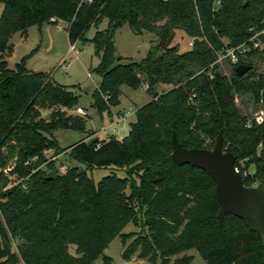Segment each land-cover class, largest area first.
Returning <instances> with one entry per match:
<instances>
[{"label":"trees","instance_id":"1","mask_svg":"<svg viewBox=\"0 0 264 264\" xmlns=\"http://www.w3.org/2000/svg\"><path fill=\"white\" fill-rule=\"evenodd\" d=\"M0 5V168L14 160L10 172H0V264H94L115 238L126 243L128 224L143 232L123 253L124 260L138 251L139 259L159 258L164 264L193 249L204 264H264L256 233L230 214L219 223L209 175L171 158L173 133L188 149H212L221 135L223 151L237 157L243 185L264 183V121L241 115L234 101L235 95L250 93L258 103L264 77L249 73L256 60L264 63V48L250 46L245 59L231 64L229 77L211 66L224 48L264 31V0H94L90 5L0 0ZM50 18L68 24L71 45L87 42L90 26L106 20V28L91 40L99 57L94 72L100 82L91 94L99 114L108 113L103 96L117 105L123 85L143 86L152 96L134 112L135 121L121 141L86 131L84 117L65 111L76 106L77 96L49 74L29 72L23 61L13 70L7 67L11 35ZM123 25L155 38L139 62L115 58L113 39ZM177 30L192 41L188 51L171 45ZM257 40L264 45V35ZM238 65L251 70L238 77ZM162 86L169 88L159 93ZM40 110H51L47 120ZM56 131L83 137L60 150L52 138ZM91 139L96 140L88 145ZM46 149L66 152L76 165L58 172L55 162L45 159ZM97 169L110 174L95 182ZM9 176L16 180L6 188ZM102 260L110 264L108 257ZM191 260L183 256L173 264Z\"/></svg>","mask_w":264,"mask_h":264},{"label":"rangeland","instance_id":"2","mask_svg":"<svg viewBox=\"0 0 264 264\" xmlns=\"http://www.w3.org/2000/svg\"><path fill=\"white\" fill-rule=\"evenodd\" d=\"M2 5H0V14ZM68 24L63 23H50L42 22L40 26L29 27L25 33H15L10 37V44L12 45L11 53L5 57L7 67L11 70L21 61L24 63V68L29 72H44L50 75L52 81L61 86H65L75 93L77 96V104L74 108L65 109L68 114L76 115L74 110L81 107L86 116V131L99 133L100 139L108 137H120L127 134L130 123L134 122V112L152 100V96L146 92L143 86L138 89H132L128 86L120 87V96L117 105H109L108 113H98L93 104L92 92L98 88L100 82L99 76L94 72L99 63V57L94 55L93 45L91 43L97 31H103L106 26V20H102L98 25H91L85 33L84 38L87 42L83 43L77 41L74 43L75 53H68L70 43L67 38L66 28ZM190 39L182 32L175 31V36L171 45H177L179 52H184L190 49ZM155 42V38L149 33L141 35L135 34L128 25H123L115 32L113 45L115 48V58H122V62H139L144 57L151 43ZM64 59L65 63L69 64L66 71L61 70L60 66ZM221 75L230 76L232 65L230 63H223L218 67ZM89 75V77H88ZM252 76L264 77V63L261 60L254 62V70L249 73ZM169 87H160L158 90H168ZM235 104L241 115L247 116L250 120L256 118L259 110L264 112V104L259 105L255 103L250 93H242L234 96ZM63 109V108H62ZM64 110V109H63ZM41 118L48 119L51 110H40ZM130 113L124 122L115 123V119L123 113ZM264 118V117H263ZM124 125V129L121 127ZM118 131V132H117ZM83 137L80 133L71 131H56L53 133L52 138L56 141L59 149H66ZM58 150V151H60ZM50 155L57 156L55 165H63L65 168L76 165L71 159H67L62 152V155H57V150L50 149ZM60 153V152H59ZM47 160V158L45 157ZM14 160H9L5 167L0 168V172L6 174L5 171L8 167H14ZM45 170V166H42ZM249 173H253V168L249 169ZM110 174V171L105 169H97L92 172V177L95 182H98L103 176ZM118 176L122 177L123 173L118 172ZM10 183L6 188L12 186L16 178L9 176ZM142 228L137 225L128 224L123 233H130L124 245L121 244L119 238H115L105 249L103 255L94 264H107L102 260V257H108L110 264H163L159 258L153 262L147 259H139L137 257L138 251L130 255L128 260L123 259V253H129V246L141 235ZM14 250V249H13ZM69 252L73 254V248H69ZM183 256H191L192 260L189 264H204V260L198 255L195 250H188L179 253L175 256L167 258L164 264H173L176 259Z\"/></svg>","mask_w":264,"mask_h":264},{"label":"water","instance_id":"3","mask_svg":"<svg viewBox=\"0 0 264 264\" xmlns=\"http://www.w3.org/2000/svg\"><path fill=\"white\" fill-rule=\"evenodd\" d=\"M251 70L248 65H238L235 73L238 77ZM154 95L157 87H153ZM91 139L88 145L95 142ZM171 158L178 166L189 165L203 170L215 184V196L219 204L217 219L222 222L230 214L259 236L264 248V183L254 187H245L242 176L235 167L237 157L222 149L221 135L217 136L212 149L185 148L172 134Z\"/></svg>","mask_w":264,"mask_h":264},{"label":"built area","instance_id":"4","mask_svg":"<svg viewBox=\"0 0 264 264\" xmlns=\"http://www.w3.org/2000/svg\"><path fill=\"white\" fill-rule=\"evenodd\" d=\"M80 5H90L94 2V0H78ZM50 23H54V24H58V23H63L62 20L59 19H55V18H50L49 19ZM264 35V31H260L257 32L248 42L240 44L238 46L235 47H227L224 48L222 51H220L217 54L216 60L214 61V63L211 66H221L223 63H230V64H235L238 62L239 58L241 59H245L250 51V46H252V48L254 49H263L264 45H262L259 40H257V38L259 36H263ZM189 46H192V41H190ZM68 53H75L76 58H77V52L75 51L74 48V44L70 45ZM69 67L68 63L64 62V59L62 61V64L60 66L61 70L66 71ZM89 77V75H88ZM211 77V76H210ZM145 89V88H144ZM108 96H103V100L105 102V104H108ZM258 104L259 105H263L264 104V91L261 90L259 93V100H258ZM76 115L79 116H86L85 111L81 108V107H77L74 110ZM128 115H130V113L126 112L123 113L122 115L118 116L115 119V123H119V122H124L126 120V118L128 117ZM264 112L262 110H259L256 118H255V122L256 123H262L264 121ZM50 149H46L43 151V155L44 157L47 158V162L50 161H54L56 162L57 156L54 155H50ZM58 172L60 173H65L66 168L63 165H55ZM12 166L8 167L5 171V173L7 174L8 172H10L12 170ZM238 171V170H237ZM17 264H25L23 261H19Z\"/></svg>","mask_w":264,"mask_h":264},{"label":"crops","instance_id":"5","mask_svg":"<svg viewBox=\"0 0 264 264\" xmlns=\"http://www.w3.org/2000/svg\"><path fill=\"white\" fill-rule=\"evenodd\" d=\"M189 50V49H188ZM188 50H186V51H188ZM185 52V51H184ZM119 102V101H118ZM135 121V120H134ZM133 123V122H132ZM131 124V123H130ZM121 129L123 130L124 129V125L121 127ZM118 132V131H117ZM128 132H129V130H128ZM128 132H127V134H128ZM127 134L126 135H124V136H120V137H115L117 140H119V141H121L124 137H126L127 136ZM96 136L100 139V137H99V133H96Z\"/></svg>","mask_w":264,"mask_h":264}]
</instances>
